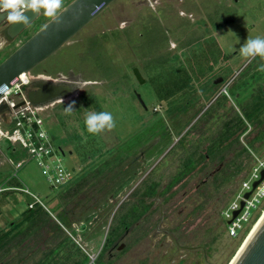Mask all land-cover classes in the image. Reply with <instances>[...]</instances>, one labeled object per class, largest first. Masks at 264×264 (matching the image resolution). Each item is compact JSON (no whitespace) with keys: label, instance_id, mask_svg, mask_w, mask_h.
Masks as SVG:
<instances>
[{"label":"rangeland","instance_id":"rangeland-1","mask_svg":"<svg viewBox=\"0 0 264 264\" xmlns=\"http://www.w3.org/2000/svg\"><path fill=\"white\" fill-rule=\"evenodd\" d=\"M45 19L40 14L3 47L0 62ZM257 36L264 37V0H114L42 61L84 83L76 95L39 111L71 179L121 159L106 169L103 190L95 184L93 199L79 192L57 206L58 187L41 166L1 137L0 229L20 220L31 193L57 223L59 211H66L73 224L45 222L18 234L8 252L0 250V264H82L85 256L86 264H228L251 228L230 236L222 212L249 177L253 154L264 155V107L254 112L256 120L243 116L261 85L246 97L245 82L264 59L239 51L247 37ZM218 76L224 82L214 86ZM239 91L245 97L240 105L233 96ZM72 102L74 111L66 114ZM88 111L111 112L115 128L88 133ZM7 114L0 110L3 122ZM239 115L242 128L227 137ZM163 186L158 198L144 201L147 190ZM158 203L165 212L161 224L158 207L152 208ZM124 223L125 247L109 250V237L123 232Z\"/></svg>","mask_w":264,"mask_h":264},{"label":"built area","instance_id":"built-area-1","mask_svg":"<svg viewBox=\"0 0 264 264\" xmlns=\"http://www.w3.org/2000/svg\"><path fill=\"white\" fill-rule=\"evenodd\" d=\"M29 83L30 75L22 72L19 74V81L2 91L0 105H6L3 110L8 113V117L4 122L0 118V138H7L13 145L19 144L26 151L27 156L41 166L42 174L46 175L49 182L57 188L67 183L71 176L56 156L57 147L43 126L39 112L42 107L32 103L23 89V86ZM222 91L225 92V87ZM2 123L6 124V127L2 126ZM253 156L254 164L250 169L249 177L242 181L240 191L222 212L226 220V230L230 236L246 233L264 212V179L253 188L254 181L261 177V171L264 170V155L253 154ZM54 159L55 162L50 166L47 161L53 162ZM21 162L18 161L17 165ZM22 190L27 191L25 188ZM248 191L250 194L245 198L244 194ZM31 195L33 201L28 204V207H33L37 203L44 206L35 194L31 193ZM241 201L243 206L233 217V212L240 208ZM252 209H254L253 212H251Z\"/></svg>","mask_w":264,"mask_h":264},{"label":"water","instance_id":"water-1","mask_svg":"<svg viewBox=\"0 0 264 264\" xmlns=\"http://www.w3.org/2000/svg\"><path fill=\"white\" fill-rule=\"evenodd\" d=\"M113 1L114 0H71L65 4V10L61 16V24L57 25L49 20L45 21L42 25L48 24L47 31H42L40 26L31 36L18 45L0 62V97L5 88L19 81V74L25 72L30 75V72L35 66L54 54ZM26 14L30 17V23L26 26L22 24L9 25L7 27V32L10 36L19 34L38 17V15H33L31 12ZM133 73L137 80H143L137 68L133 69ZM219 81H221L220 77L215 79L214 83H218ZM83 84L84 83H79L78 88L74 90L69 85H50L48 89L41 88L39 90H31L27 91L26 94L32 103L42 105L51 99L69 93L70 96L76 94ZM26 86L27 85H24L23 89H25ZM137 96L141 100L140 96ZM5 106V104L0 105V110L5 108ZM262 179H264V170L261 171V177L254 181L253 188ZM249 194L250 191L246 192L244 197L247 198ZM242 206L243 201L240 203V208L233 212V217L238 214ZM228 222H230V220ZM231 264H264V219H262L255 228Z\"/></svg>","mask_w":264,"mask_h":264},{"label":"trees","instance_id":"trees-1","mask_svg":"<svg viewBox=\"0 0 264 264\" xmlns=\"http://www.w3.org/2000/svg\"><path fill=\"white\" fill-rule=\"evenodd\" d=\"M68 2H66L65 4H67ZM45 20L47 21L48 19L46 18ZM251 60H254V59H251ZM249 79H250L249 82H245V88H246L245 91H247V89H251V91H250V94L246 97H250L254 93L253 89H255L254 86H256L257 83L261 85L258 87V94L255 95L258 99L257 102H254V104L251 107H246V109L243 110V113H244L243 116H246L252 120H256L258 119L259 114L258 113L254 114V112L259 110L261 107H264V72L256 70L255 72L251 74ZM237 93L238 95H235V93H233L234 94L233 96L235 98V101L240 105L242 101L244 102L243 98L245 97L242 96V91H239ZM242 126H243V118L239 115L237 116V119L234 125L231 126L232 128L228 129L227 137L234 134L237 130L241 129ZM120 159L121 157L114 156L112 157L111 160L116 162V161H119ZM112 161L104 160L102 166L99 167V164H98L97 167H95V169H91L90 171H88L84 175V177H73L67 183L59 186L57 189L58 192L56 194V197L58 198L57 206H61L67 200L70 203V198H74V196L78 195L79 192H81L84 198L88 200L93 199L94 198L93 190L95 189L97 185L96 183L99 181V186L97 187L98 189L96 191H101L106 186L105 180L107 177H104V176H106L105 174L106 169L112 167ZM102 180H104L103 181L104 183H100V181ZM85 187H87V189H85ZM164 190H165V187H164ZM154 191L155 190L153 188L149 189V192L151 194ZM88 193H91L92 196H89ZM102 196H104V193L102 194ZM101 199L104 200V197H101L98 201H100ZM68 212H70V210ZM57 219L59 221L58 223L51 217L50 213L46 209H44L42 205L38 203L33 205V207H27L22 212V215L19 221L12 222L10 225V228L8 229H0V250L4 249L5 252H8L10 250V247L13 246L12 244L13 239L18 234L23 233L24 235H26L25 232L27 230L29 232V229L35 228L36 225L42 226L43 224H45V222H49L52 224V221H53V226L56 225L59 228H61L60 226L70 227L73 224V221L71 220L69 214H67L66 211H59ZM88 260H89L88 256H85L82 264H86Z\"/></svg>","mask_w":264,"mask_h":264},{"label":"clouds","instance_id":"clouds-1","mask_svg":"<svg viewBox=\"0 0 264 264\" xmlns=\"http://www.w3.org/2000/svg\"><path fill=\"white\" fill-rule=\"evenodd\" d=\"M64 8V0H0V14H6L4 21L10 26L16 24L28 25L30 17L26 14L31 12L33 15L42 14L50 22L57 25L62 23L61 16ZM48 24L41 25L42 31H47ZM240 55L247 59L260 57L264 59V37H247L244 44L239 49ZM258 71L264 72V64H261ZM74 103H70L65 108L66 114L74 111ZM85 126L87 132L98 135L106 130L115 128L116 122L111 112L108 111H88L85 115Z\"/></svg>","mask_w":264,"mask_h":264},{"label":"flooded vegetation","instance_id":"flooded-vegetation-1","mask_svg":"<svg viewBox=\"0 0 264 264\" xmlns=\"http://www.w3.org/2000/svg\"><path fill=\"white\" fill-rule=\"evenodd\" d=\"M3 15H6V14H0V50L3 47H5L7 44H9L14 38H16L17 36H19L25 29H27L40 16V15H38V17L28 27H26L25 29H23L19 34H17L16 36H10L8 34V32H7V27L9 26V24L6 21H4V16ZM28 37H26L23 41H25ZM14 48L10 52H12L14 50ZM40 64H38L37 66H35L32 69V71H31L32 74H30V76H31L30 77V83L25 88V92L26 93H27V91L39 90L41 88L48 89L50 85H56V86L57 85H69L74 90V89H77L78 88V84L79 83H82V82H79V81L71 80L70 78L65 77L63 73H60V72H57V71H53L49 67L40 66ZM53 69H55V68H53ZM218 77L221 78V81H219L218 83H214V86L217 85V84H219V83L224 82V78L222 76H218ZM82 87H83V85L79 88V90H81ZM69 94L64 95V96L57 97L55 99H51V100L47 101L46 103H44L42 105H38V106H41L42 109H43V107L45 105H47V103H50V102L55 101V100H58V99H62V98H66V97H71ZM76 94H73V95H76ZM205 157H206V155H205ZM164 187L165 186H163L162 188H160L158 191L155 190L152 194L149 192V190H147L146 193H144V196H142L144 198V201H145V199L151 198L152 197L151 195H153V194L155 195V198H158V196L160 195V193L163 192ZM144 203L142 202V205H143V207H141L142 208V211H143V209L146 208ZM149 204H146V205H149ZM154 207H158V211H159L158 224H161L162 221L165 220V212H164L163 205L161 203H158L157 206L155 205L152 208H154ZM146 210H148V208H146ZM147 213H148V211L144 213V216L147 215ZM123 227H124V231L123 232L121 231L122 233L120 232V234H118V235L115 234L113 238L112 237L111 238L109 237L108 243L106 244V247L109 246V250L110 249L111 250L116 249V251H121L123 249V247H125L126 242H124L123 240H124V238H126V236L129 233V225L124 223L123 224ZM157 229L160 230L159 228H157ZM162 231L169 232V230L166 229V228H162ZM115 254L116 253H112V252L110 253L111 256H115ZM204 258H205V254H204ZM205 261H206V258H205Z\"/></svg>","mask_w":264,"mask_h":264},{"label":"bare ground","instance_id":"bare-ground-1","mask_svg":"<svg viewBox=\"0 0 264 264\" xmlns=\"http://www.w3.org/2000/svg\"><path fill=\"white\" fill-rule=\"evenodd\" d=\"M264 219V212L261 213L260 217L256 220V222L253 224V226L251 227L249 233L247 234L245 240L243 241V243L241 244L240 248L238 249V251L236 252V254L232 257V259H230L228 264H231L233 259L235 258V256L238 254V252L241 250V248L244 246V244L246 243V241L249 239V237L251 236V234L253 233V231L255 230V228L258 226V224L261 222V220Z\"/></svg>","mask_w":264,"mask_h":264},{"label":"crops","instance_id":"crops-1","mask_svg":"<svg viewBox=\"0 0 264 264\" xmlns=\"http://www.w3.org/2000/svg\"><path fill=\"white\" fill-rule=\"evenodd\" d=\"M222 93L224 92V91H221ZM219 94H221V93H219ZM224 94H225V92H224ZM244 118V117H243ZM254 154H256V153H254Z\"/></svg>","mask_w":264,"mask_h":264}]
</instances>
